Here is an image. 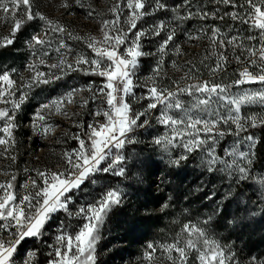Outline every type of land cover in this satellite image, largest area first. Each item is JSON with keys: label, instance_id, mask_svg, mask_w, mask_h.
<instances>
[{"label": "snow or ice", "instance_id": "snow-or-ice-1", "mask_svg": "<svg viewBox=\"0 0 264 264\" xmlns=\"http://www.w3.org/2000/svg\"><path fill=\"white\" fill-rule=\"evenodd\" d=\"M214 2L242 9L225 15L232 21L247 25L249 30H256L258 37H226L219 27L212 26L210 34L201 27L198 34H189L187 38L200 40L207 37L210 50L200 63L205 64L215 57L212 66L205 64L212 76L226 71L229 57L225 52L228 46H232L233 58L243 65L237 78L230 84L201 80L196 75L199 69L189 61L190 67L180 80L172 82L174 87H165L160 83L166 76L165 58L170 51L183 55L181 47L173 43L178 28L189 20H223L224 15L206 11L193 0H182L171 9L164 0H115L108 9L113 18L101 21V36H80L43 13L34 12L33 0H0V23L10 26L9 35L0 37V48L13 45L17 34L29 23L39 21L43 24V30L31 35L26 42L35 58L27 65L31 77L25 79L21 75V83L18 84L14 79L15 69L0 70V157L12 162L17 159L13 154L17 144L15 133L19 127L17 115L28 102L32 90L53 84L71 72L103 78V83L96 87L92 84L76 87L43 103L35 113L31 125L33 134L47 138L54 132L49 117L63 115L70 118L67 106L77 103L76 98L82 93L88 92L89 96H81V108H86L89 100H100V106L92 115L103 117V120L94 119L82 134L71 136L78 142V147L61 154L62 168L33 169L35 176H29L21 186V195L15 189L16 174L6 168L0 169V176L10 177L0 181V264H17L18 261L20 264H36L37 253L29 250L28 241L41 240L46 234V225L57 213H64L66 217L80 221V224L74 232H68L64 224L56 225L55 243L47 264H98L97 246L104 225L113 208L122 205L124 192L120 188L101 189L90 203H78L75 194L87 192L86 183L95 184L96 180L92 178L98 173L125 176L126 157L123 150L127 144L137 143L133 133L138 128L155 123L167 130L153 142L169 156L174 149H182L177 158L170 160L173 165L178 166L188 159L189 154L199 152L206 170L223 174L233 187L252 178L256 147L260 141L250 129L264 128V111L248 114L244 109L256 106L264 110V0ZM73 4L81 9H91L88 0H72L71 3L62 0L60 7L70 9ZM93 11L88 10L86 15L91 17ZM160 11L172 13L167 23L161 20L138 28L145 17ZM65 35L68 39L83 42L94 56L83 52L73 54L72 49L60 39L54 48L59 54L57 62L48 63L45 57L50 56L49 50L56 37ZM154 37H161L158 47L155 52L146 51L143 42ZM246 40L257 41L259 46L246 44ZM169 45H172L171 49ZM147 56L157 57L156 67L140 85L137 73L141 58ZM40 66L47 67L49 71H40ZM172 67L180 70L175 61ZM246 85L259 87H244ZM137 87L146 88V95L138 96L135 92ZM234 87L238 91L233 92ZM182 97H190L192 103L186 104ZM132 101L147 103L142 109L134 111ZM75 126L84 128L82 123ZM226 136L236 139L218 152V145ZM28 171L25 169V172ZM257 185L258 196L245 207H239L237 198L238 212L256 215V209L251 205L264 211V173L250 187L255 189ZM214 195L206 199H213ZM222 212L224 205L217 202L212 215L202 222L183 224L168 242L149 243L143 253V261L147 264H239L235 251L210 236L202 226ZM235 219L230 223H234ZM249 264H264V259L254 257Z\"/></svg>", "mask_w": 264, "mask_h": 264}, {"label": "rangeland", "instance_id": "rangeland-1", "mask_svg": "<svg viewBox=\"0 0 264 264\" xmlns=\"http://www.w3.org/2000/svg\"><path fill=\"white\" fill-rule=\"evenodd\" d=\"M69 2L71 3L72 0H69ZM114 2L115 0H88L91 9H81L74 4L72 8L65 9L60 7L62 0H33V11L43 13L80 36L92 34L100 37L101 21L113 18L108 9ZM164 2L171 9L173 6L179 5L182 0H164ZM193 2L202 5L206 11L217 13V15H224L223 12L231 9L230 6L215 3L214 0H193ZM239 2L243 3V0H239ZM121 6L124 7L123 4ZM93 9V15L91 17L87 16L86 12ZM126 15L127 10L125 9L124 16ZM171 16L170 11L157 12L155 15L147 16L140 21L138 28L147 27L153 22L159 23L161 20L167 23ZM226 17L228 16L226 15ZM219 20L217 19V21ZM225 20L227 21L226 18ZM213 21L211 19L208 21L193 19L178 28L173 43L181 47L183 55H175L171 51L169 52L164 63L166 76L160 81L161 86L174 87L172 82L180 80L187 68L190 67L189 61H192L199 69L196 75L201 80L230 84L237 78L238 75L230 72H228L225 79H221V73L212 76L208 67L200 63L201 59L210 50L207 37L200 40H189L187 38L189 34H198L201 27L208 30L210 34ZM42 30V22L29 23L17 34L15 43L11 45L14 46V56L11 59L14 60L5 58V56L0 58V70L15 69L14 79L17 80L18 84L21 83V75L25 79L31 77L27 65L35 59L31 55V50L27 48L26 42L31 35ZM9 33L10 26L0 23V37L7 36ZM224 33L226 37L235 35L247 37L245 33L239 34L238 31H230L229 27ZM163 35L162 33L161 37ZM252 35L256 36L255 33H252ZM161 37L144 41V49L155 52ZM60 39H63L68 47L72 49L73 54L83 52L90 57L94 56L83 42L68 39L65 35L56 37L52 48L49 50L50 56L45 57L48 63L57 62L59 54L54 51V48ZM245 43L259 46L257 41L249 42L246 40ZM169 48L171 49L172 45H169ZM221 51L223 50L221 49ZM229 54H233L232 46H228L225 52V55L229 56ZM69 60L71 62L72 56L69 57ZM214 60L215 57L209 59V66L213 65ZM156 61V56L141 58L140 69L137 73L138 84L143 85L147 77L152 75L153 69L156 67ZM173 61L179 66V71L172 67ZM205 70H208L207 77L201 78ZM40 71L48 72L49 69L40 66ZM79 74L82 73L71 72L53 84L35 88L32 90L28 102L23 106V110L17 115L19 127L15 133L17 144L13 154L22 161V164L16 170L14 162L0 157V169L6 168L10 173L16 174L15 189L18 195L23 194L21 186L28 180L29 176H35L33 169L57 170L58 166L62 168L64 164L61 154L65 151H73L78 147V142L71 139V136L76 133L82 134L94 119L103 120V117L92 115L100 106L99 99L95 102L89 100L86 108L79 106L81 96L84 98L89 96L88 92H84L76 98L77 103L67 106L70 118L63 115L49 117V123L54 128L52 134L47 138L33 134L31 125L40 105L63 96L73 88L87 87L89 84L96 87L103 83L101 77L102 82H88L86 78H80ZM244 87L256 88L259 85H246ZM232 91L235 92L238 89L234 87ZM135 92L138 96L146 95V88L137 87ZM182 99L185 100L186 104L192 103L190 97H182ZM132 103L135 111L142 109L147 101H141L140 103L132 101ZM244 111L248 114H256L264 110L253 106L244 109ZM72 113H78V115H71ZM152 118L155 119V113ZM76 123H82L84 128L76 127ZM257 129L259 128L250 129L260 141L256 147L253 176L248 182L233 187L231 182L224 178L223 174L219 172L210 173L206 170L201 162L202 154L199 152L189 154L188 159L181 161L178 166L173 165L170 160L177 158L182 153V149H174L171 156H169L167 152L153 142L157 136L167 131L163 126L153 123L146 128H138L133 133L137 143L127 144L123 150L126 157L124 164L126 168L125 176L117 177L110 173H98L92 178L96 180L95 184L86 183L87 192H77L75 194L78 203H90L93 197L100 194L101 189L120 188L124 192L122 205L113 208L104 225L102 238L97 246L98 264H147L143 261V253L147 250L149 243L168 242L179 232L183 224L202 222L212 215V210L216 207L217 202L224 205V212L213 216L208 224H202L209 235L222 244L229 245L235 251L239 264H249L250 259L254 257L264 259V211L256 205H251L256 209V215L238 212L237 203V198H239V207L243 208L249 204L250 200H254L258 196V185L255 189L250 187L255 185L256 180L264 173V158L260 163H257L259 146L261 143L264 146V133ZM234 139L236 138L233 136H226L218 145V152L228 147ZM152 166L156 167V171L153 170ZM25 169L29 171L25 172ZM9 178L0 176V181ZM147 192L152 193L159 201L155 208H151L146 204L145 194ZM213 193L215 194L213 199H206L207 196ZM226 195L228 196L227 199H225ZM165 205L167 207H164ZM159 217L161 219L155 223V218ZM233 218H236L235 222L230 223ZM57 224H64L67 226L68 232H74L79 227L80 221L68 218L64 213H57L46 225L47 231L41 240L28 241L29 250L37 253L36 264H47V261L51 259L49 253L55 243ZM134 225L138 229L132 231ZM141 226L144 227L141 228ZM131 237L136 238L132 246L125 243ZM17 264H20V262L18 261Z\"/></svg>", "mask_w": 264, "mask_h": 264}, {"label": "trees", "instance_id": "trees-1", "mask_svg": "<svg viewBox=\"0 0 264 264\" xmlns=\"http://www.w3.org/2000/svg\"><path fill=\"white\" fill-rule=\"evenodd\" d=\"M237 2L240 3L239 0H237ZM231 11H241V10L231 8V9L223 12V14L225 15V13L231 12ZM225 18L227 19V21L225 20ZM212 25L219 27L222 30V32H225L227 30V28L229 27L230 31H232V32L238 31L239 34L245 33L246 36H250V35H252V33H255L256 36L259 35L256 30H249L247 25H243L237 21H232L229 19V17H226V15H225L223 20H219V21L214 20ZM13 54H14V46L13 47L10 46V47H5V48H0V58L5 56V58L7 57V58L11 59V57L14 56ZM237 54L245 55V54H241V53H237ZM228 57H229V60H228V65L226 67V71L220 72L221 73V79H225L226 76L228 75V72L235 74V75H238V72L243 67L242 64H238L237 61L233 58V54H229ZM11 60H14V59L12 58ZM201 60H203V59H201ZM209 63H210L209 60H207L205 62V64H207V65H209ZM197 66H200V65H197ZM201 68H203V66H201ZM208 70L204 71V73L201 75V78L207 77ZM79 76H80V78H86V80L88 82H96V83L102 82V79L98 76H89V75H84V74H79ZM257 130L264 133V128H259ZM263 156H264V146L261 143V145L259 146V149H258L257 163H260L263 160V158H264ZM21 164H22V161L19 159H16V161L14 162V167H16V170L18 168H20ZM152 167H153V170L156 171V167L155 166H152ZM145 195H146V204L151 208L152 207L155 208L159 203V201H157V198L152 193L147 192ZM160 219H161L160 217L155 218L154 222L156 223ZM131 221H133V219H131ZM138 224H139V222H138ZM143 227L144 226H141V228H143ZM135 229H138L136 225H134L132 227V231H134ZM135 240H136L135 237H134V239L131 237V238H128V240H126L125 243L132 246L135 243Z\"/></svg>", "mask_w": 264, "mask_h": 264}]
</instances>
